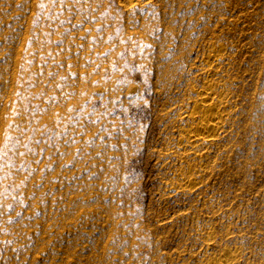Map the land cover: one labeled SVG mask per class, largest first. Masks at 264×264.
<instances>
[{
	"label": "rangeland",
	"instance_id": "rangeland-1",
	"mask_svg": "<svg viewBox=\"0 0 264 264\" xmlns=\"http://www.w3.org/2000/svg\"><path fill=\"white\" fill-rule=\"evenodd\" d=\"M224 252L264 264V0H0V264Z\"/></svg>",
	"mask_w": 264,
	"mask_h": 264
},
{
	"label": "bare ground",
	"instance_id": "bare-ground-1",
	"mask_svg": "<svg viewBox=\"0 0 264 264\" xmlns=\"http://www.w3.org/2000/svg\"><path fill=\"white\" fill-rule=\"evenodd\" d=\"M210 91L211 89L209 85H204L201 88V91L199 92V102L196 103L197 108H206L210 105V102H208L210 101ZM222 117V111L217 109L209 113L203 112L202 114H199L197 123L189 128V130L186 131V134L181 139L184 145L192 147L199 143H205L214 139L215 134L220 129L219 122ZM181 183L186 184L187 182L182 181ZM188 187H191V185ZM233 260V257L229 253L224 252L223 254L213 256L208 264H230L233 262Z\"/></svg>",
	"mask_w": 264,
	"mask_h": 264
}]
</instances>
